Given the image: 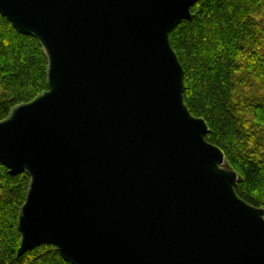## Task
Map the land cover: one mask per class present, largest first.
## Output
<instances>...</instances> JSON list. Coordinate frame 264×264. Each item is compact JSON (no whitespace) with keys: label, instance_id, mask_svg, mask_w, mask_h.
<instances>
[{"label":"water","instance_id":"obj_1","mask_svg":"<svg viewBox=\"0 0 264 264\" xmlns=\"http://www.w3.org/2000/svg\"><path fill=\"white\" fill-rule=\"evenodd\" d=\"M200 1L0 0L48 62V90L0 122V163L30 179L19 256L264 264V208L184 100L170 35Z\"/></svg>","mask_w":264,"mask_h":264},{"label":"trees","instance_id":"obj_2","mask_svg":"<svg viewBox=\"0 0 264 264\" xmlns=\"http://www.w3.org/2000/svg\"><path fill=\"white\" fill-rule=\"evenodd\" d=\"M264 0H201L171 33L185 70L184 100L205 120L207 141L239 176L238 195L264 208ZM40 43L0 14V122L48 90ZM29 177L0 163V264H72L52 245L19 256V212Z\"/></svg>","mask_w":264,"mask_h":264},{"label":"rangeland","instance_id":"obj_3","mask_svg":"<svg viewBox=\"0 0 264 264\" xmlns=\"http://www.w3.org/2000/svg\"><path fill=\"white\" fill-rule=\"evenodd\" d=\"M258 21L261 24V26L264 28V10L259 13ZM232 169V168H231Z\"/></svg>","mask_w":264,"mask_h":264}]
</instances>
